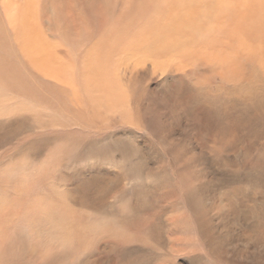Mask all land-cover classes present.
I'll use <instances>...</instances> for the list:
<instances>
[{"label": "rangeland", "instance_id": "374dc122", "mask_svg": "<svg viewBox=\"0 0 264 264\" xmlns=\"http://www.w3.org/2000/svg\"><path fill=\"white\" fill-rule=\"evenodd\" d=\"M59 1L47 80L57 91L66 75L67 109L38 90L9 126L0 118V210L21 233L12 262L63 249L47 264H264V0L136 12L131 0H64V14ZM93 65L114 94L97 91ZM0 99L13 106L1 87Z\"/></svg>", "mask_w": 264, "mask_h": 264}, {"label": "bare ground", "instance_id": "6f19581e", "mask_svg": "<svg viewBox=\"0 0 264 264\" xmlns=\"http://www.w3.org/2000/svg\"><path fill=\"white\" fill-rule=\"evenodd\" d=\"M63 1L64 0L59 1V3H61V14L68 11V8H64L63 6L69 5H65V3L69 1ZM131 1L138 6L134 7L135 4L133 5L131 2L135 12L136 10L138 11L141 6L139 11L142 9L143 11L145 9L152 10L151 8H153L148 7V5L151 4V0H142L140 4L139 0ZM57 2L58 0H56V2H53V0H0V87L6 90V100L13 103L11 107L5 103V100L0 99V118L4 120L2 122L3 126H9L12 119H16L23 114L21 112L23 105L19 102L21 99L20 95L25 98L36 100L38 90L43 91L41 98L38 99L39 102H43L46 106L58 105L61 108L67 109L61 95H58V92L62 90L61 84L66 75H63L62 78L60 76L58 78L56 77L60 82L58 86L60 89L57 91L53 90L47 80V78L51 76V69H53L56 59L53 53V50H55L54 42L50 39L51 36H54L56 29L55 24L57 21H54V16L55 10L57 9ZM70 7L72 8V6ZM63 19H65V17ZM40 25L43 26L40 27ZM67 28L66 22L59 24V29L62 33ZM46 36H48V38ZM100 66L101 68H97L96 65H93L90 68L91 70L100 72L95 79L96 89L101 94H114L116 88L113 84L108 82L109 69L101 72L103 66ZM79 71H81V73L87 72L82 67L79 68ZM39 74L42 75L43 78H40ZM257 74L260 73L253 72L251 75V81L253 79L252 84H260L262 82L258 81L261 77H257ZM254 80L256 83H254ZM80 87L85 91V85L82 81H80ZM243 90L253 97H258L256 94H258L259 90L255 89L254 85L248 86ZM113 99L115 100L116 98L113 97ZM2 172L3 171L0 170L1 174ZM2 179L3 177H0V182H2ZM171 190L176 193L175 187ZM14 199L13 201L18 205L27 202L24 196H18ZM79 199L80 197L72 194L71 201H78ZM88 202L90 203L82 205V208L86 206H94V208H97L95 205L91 204V201ZM57 206H55V202L52 201V207L50 204L46 207L47 216L44 218V221L50 216H54L59 211ZM78 210L79 209H75L76 214H79ZM69 217L77 220V216L74 214L70 213ZM104 218L105 217H103V219ZM6 219V213L0 210V264H14L11 258L12 240L14 236H20L21 233L17 228H15L17 231H15L7 227ZM132 229L131 231L139 233L142 239L145 233L149 232L148 225L143 224H136L132 226ZM73 233L74 231L71 229L72 236ZM207 236L208 235H206V237ZM145 239L146 238L143 240ZM62 250L63 249L56 252V254L54 253V256L44 259L37 264H47L49 259L55 258L58 254H64L65 251ZM137 262V260H130L127 264H136Z\"/></svg>", "mask_w": 264, "mask_h": 264}]
</instances>
